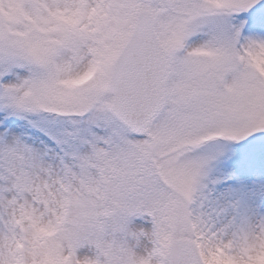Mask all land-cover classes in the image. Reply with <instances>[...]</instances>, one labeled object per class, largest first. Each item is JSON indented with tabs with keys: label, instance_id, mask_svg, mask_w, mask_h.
<instances>
[{
	"label": "snow or ice",
	"instance_id": "snow-or-ice-1",
	"mask_svg": "<svg viewBox=\"0 0 264 264\" xmlns=\"http://www.w3.org/2000/svg\"><path fill=\"white\" fill-rule=\"evenodd\" d=\"M0 264H264V0H0Z\"/></svg>",
	"mask_w": 264,
	"mask_h": 264
}]
</instances>
